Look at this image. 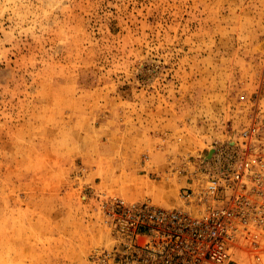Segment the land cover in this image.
<instances>
[{
  "label": "rangeland",
  "instance_id": "1",
  "mask_svg": "<svg viewBox=\"0 0 264 264\" xmlns=\"http://www.w3.org/2000/svg\"><path fill=\"white\" fill-rule=\"evenodd\" d=\"M243 142L264 171V0H0V264H88L110 202L185 207Z\"/></svg>",
  "mask_w": 264,
  "mask_h": 264
},
{
  "label": "built area",
  "instance_id": "2",
  "mask_svg": "<svg viewBox=\"0 0 264 264\" xmlns=\"http://www.w3.org/2000/svg\"><path fill=\"white\" fill-rule=\"evenodd\" d=\"M253 154L250 142L215 146L204 186L181 195L185 207L110 202L111 246L94 249L88 264H235L242 229L264 220V171Z\"/></svg>",
  "mask_w": 264,
  "mask_h": 264
}]
</instances>
